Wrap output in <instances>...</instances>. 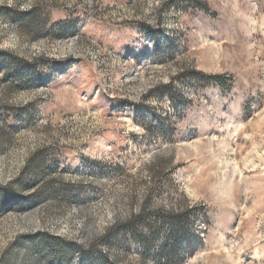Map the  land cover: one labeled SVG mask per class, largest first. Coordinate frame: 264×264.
<instances>
[{
	"label": "rangeland",
	"instance_id": "rangeland-1",
	"mask_svg": "<svg viewBox=\"0 0 264 264\" xmlns=\"http://www.w3.org/2000/svg\"><path fill=\"white\" fill-rule=\"evenodd\" d=\"M0 264H264V0H0Z\"/></svg>",
	"mask_w": 264,
	"mask_h": 264
},
{
	"label": "trees",
	"instance_id": "trees-1",
	"mask_svg": "<svg viewBox=\"0 0 264 264\" xmlns=\"http://www.w3.org/2000/svg\"><path fill=\"white\" fill-rule=\"evenodd\" d=\"M131 223H124L123 225H121V226H118L119 228H118V230H117V232L119 231V232H126L127 230H131V231H133L132 229L133 228H131L132 226L130 225Z\"/></svg>",
	"mask_w": 264,
	"mask_h": 264
}]
</instances>
